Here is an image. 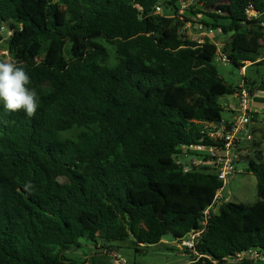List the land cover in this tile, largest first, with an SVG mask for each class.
Listing matches in <instances>:
<instances>
[{
	"label": "trees",
	"instance_id": "trees-1",
	"mask_svg": "<svg viewBox=\"0 0 264 264\" xmlns=\"http://www.w3.org/2000/svg\"><path fill=\"white\" fill-rule=\"evenodd\" d=\"M181 6L0 0V42L40 96L33 117L0 103V264H84L68 256L82 241L112 254L132 238L139 253L196 231L201 258L186 252L188 264L264 254V158L237 164L257 180L258 201L246 206L218 200L215 169L191 164L202 156L189 150L212 146L207 127L232 122L219 100L241 83L229 85L218 64L264 65V0H197L183 15ZM187 25L230 39L195 41ZM258 123L264 134V113Z\"/></svg>",
	"mask_w": 264,
	"mask_h": 264
},
{
	"label": "rangeland",
	"instance_id": "rangeland-1",
	"mask_svg": "<svg viewBox=\"0 0 264 264\" xmlns=\"http://www.w3.org/2000/svg\"><path fill=\"white\" fill-rule=\"evenodd\" d=\"M170 13V12H169ZM199 20V17L197 18ZM196 22L197 20H193ZM6 30L2 31L7 37ZM203 34V35H202ZM185 35L192 38L195 41L203 42V38L207 36L204 35V32L196 29V26L188 25L187 30H185ZM211 40L218 41L219 47H224L226 41H229V36H224L222 33L215 32L210 36ZM5 41L0 42V56L4 60H11V55L8 52L7 45ZM264 49V41L261 42ZM264 57V51H263ZM262 57V58H263ZM264 59V58H263ZM219 72L225 81L232 86H236L239 82L243 80L244 77H247L249 80L254 82L257 86L261 87L260 96L264 95V66L256 65L248 68L243 77L238 69L230 66L218 64ZM233 102L232 96H225L220 98L219 103L224 107L222 113V118L224 121H233V116L227 110V104ZM254 141L248 143L242 147L241 154L242 160H246L250 157H255L260 155L264 158V134L261 129V124L258 123L253 127ZM243 167L246 168V165L243 164ZM63 182V181H62ZM221 199L225 202H232L235 204H244L246 206L254 205L258 201L257 196V180L252 174L243 172L241 175H238L230 181V183L222 190ZM223 203V202H222ZM133 239L130 238L123 243H113V246L117 249L115 253L109 254L107 251L101 252L93 246L91 247L85 241H82V248L80 250H74L69 252V257L73 258L84 264H92V261L95 259V264H123L120 259L125 261L126 264H188L189 257L181 246L177 245L176 249L169 247V244L173 242L172 238L167 236L165 239L156 246L149 247L147 249L141 248V252L137 253L135 248L132 245ZM103 254L102 256L97 254ZM108 254V255H107Z\"/></svg>",
	"mask_w": 264,
	"mask_h": 264
},
{
	"label": "built area",
	"instance_id": "built-area-1",
	"mask_svg": "<svg viewBox=\"0 0 264 264\" xmlns=\"http://www.w3.org/2000/svg\"><path fill=\"white\" fill-rule=\"evenodd\" d=\"M196 1L197 0H181L182 9L180 11V15H183L185 13V10L188 9L189 6ZM156 13L160 14L161 9L157 8ZM187 27L188 25L183 30V33H185V30H187ZM3 31H5V28H3ZM200 31H202L201 27ZM6 33L7 38L12 36V30H6ZM212 34H214V32L212 31L204 32V35L207 37H210ZM219 57L222 62L227 61V58L224 56V54L221 53V51L219 52ZM241 72L244 76L245 69H243ZM255 96V91L251 92L246 88L244 83H241L239 85V91L236 95L237 105L233 109L235 113L233 121L228 125L222 123L219 126H209L206 128L205 134L207 138L212 142V146L198 145L189 147L190 151L199 153L202 156V159L193 158V160H191V164H193L194 166L201 165L215 169L219 180L224 185V188L230 183L232 179L242 173L241 170H239V168L237 167V164L241 161L242 158V147L254 141L252 119L255 111L252 107V103L255 99ZM222 190L218 193V200L222 198ZM205 216L206 219L209 217V211L205 213ZM202 235L203 231L192 232L183 239L181 244H176L181 246L183 251L191 253L192 255L197 257V259H200L201 256H199V254L197 253L196 246ZM118 260L122 261L123 264H126L125 261L120 259V256ZM245 261H248L250 263L255 262L258 264H264V254H261L258 251H251L248 253L240 254L235 258L228 260V264H241Z\"/></svg>",
	"mask_w": 264,
	"mask_h": 264
},
{
	"label": "clouds",
	"instance_id": "clouds-1",
	"mask_svg": "<svg viewBox=\"0 0 264 264\" xmlns=\"http://www.w3.org/2000/svg\"><path fill=\"white\" fill-rule=\"evenodd\" d=\"M30 85L31 77L22 62L0 60V103L6 112L35 116L40 96Z\"/></svg>",
	"mask_w": 264,
	"mask_h": 264
},
{
	"label": "crops",
	"instance_id": "crops-1",
	"mask_svg": "<svg viewBox=\"0 0 264 264\" xmlns=\"http://www.w3.org/2000/svg\"><path fill=\"white\" fill-rule=\"evenodd\" d=\"M259 62V61H258ZM264 66V65H263ZM252 67L251 64H247V66L244 68L245 69V72H244V76H245V73L246 71L248 70V68ZM240 74L242 75L243 73L240 72ZM245 78V77H244ZM244 81V80H243ZM243 81L239 82V83H242ZM246 81L250 84H253L254 85V91L256 92V96H255V99L253 100V103H252V107L255 111V113H258V114H263L264 113V95L263 96H260V91L261 89H259L260 87L257 86L254 82H252L251 80H249L247 77H246ZM238 83V84H239ZM244 83V82H243ZM237 84V85H238ZM237 105V98L236 96L233 97V102L231 104H227V110L231 113V115L233 116V119L235 117V113L233 111L234 107H236ZM239 168H242V167H239ZM173 247L174 249H176L177 247V244L175 242H172L171 244H169V247Z\"/></svg>",
	"mask_w": 264,
	"mask_h": 264
},
{
	"label": "water",
	"instance_id": "water-1",
	"mask_svg": "<svg viewBox=\"0 0 264 264\" xmlns=\"http://www.w3.org/2000/svg\"><path fill=\"white\" fill-rule=\"evenodd\" d=\"M159 219H160L161 221L163 220V215H162V214L160 215Z\"/></svg>",
	"mask_w": 264,
	"mask_h": 264
}]
</instances>
